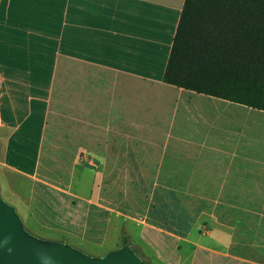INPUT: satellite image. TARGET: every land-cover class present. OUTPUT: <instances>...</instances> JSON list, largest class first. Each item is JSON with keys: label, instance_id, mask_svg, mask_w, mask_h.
<instances>
[{"label": "crops", "instance_id": "0c3cea01", "mask_svg": "<svg viewBox=\"0 0 264 264\" xmlns=\"http://www.w3.org/2000/svg\"><path fill=\"white\" fill-rule=\"evenodd\" d=\"M183 3L0 0V194L58 241L264 264V111L163 81Z\"/></svg>", "mask_w": 264, "mask_h": 264}, {"label": "trees", "instance_id": "16d2710c", "mask_svg": "<svg viewBox=\"0 0 264 264\" xmlns=\"http://www.w3.org/2000/svg\"><path fill=\"white\" fill-rule=\"evenodd\" d=\"M163 81L264 111V0H184Z\"/></svg>", "mask_w": 264, "mask_h": 264}, {"label": "water", "instance_id": "95a60500", "mask_svg": "<svg viewBox=\"0 0 264 264\" xmlns=\"http://www.w3.org/2000/svg\"><path fill=\"white\" fill-rule=\"evenodd\" d=\"M0 264H145L130 245L102 255L88 254L67 242L29 232L16 208L0 194Z\"/></svg>", "mask_w": 264, "mask_h": 264}, {"label": "rangeland", "instance_id": "374dc122", "mask_svg": "<svg viewBox=\"0 0 264 264\" xmlns=\"http://www.w3.org/2000/svg\"><path fill=\"white\" fill-rule=\"evenodd\" d=\"M60 127L63 128V125H61ZM82 153L83 152H80L78 155L80 157H83ZM89 177H90L89 175L84 174L83 183L85 182V185L89 184V181H90ZM23 222H24L25 228L29 232H31L32 234H34L40 238L50 239V240H62L61 238H59L57 236V233L55 231L48 230V229H40L39 230V229L33 228L32 225L29 224V222H25L24 220H23ZM118 236H120V233L118 231H114V230L110 231L108 233V235L105 237V241L102 245H92L91 243H88L87 241H81L82 244H79L77 242H74V241L68 240V239H65L64 241L69 243L70 245H73L74 247L88 253V254H91L94 256H99V255H102L111 249H115V248H118L119 246H121V242H119ZM125 236L129 237L130 244L133 245L137 249V251L143 256V258L147 262H149V264H159V262L157 260H153L151 262L150 258H148L145 255V252H148L150 249L148 246L145 245V243L142 242L141 244H136V243L132 242L130 235H125ZM172 249H173V247H171V248H168V246L165 247L166 256L168 255L167 257L172 255Z\"/></svg>", "mask_w": 264, "mask_h": 264}]
</instances>
